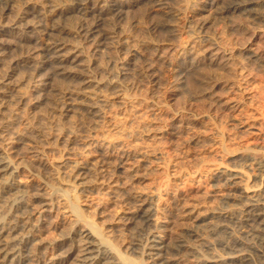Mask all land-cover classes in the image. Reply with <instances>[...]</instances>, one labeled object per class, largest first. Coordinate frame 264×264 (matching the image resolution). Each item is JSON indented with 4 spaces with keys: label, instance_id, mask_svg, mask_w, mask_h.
Listing matches in <instances>:
<instances>
[{
    "label": "bare ground",
    "instance_id": "1",
    "mask_svg": "<svg viewBox=\"0 0 264 264\" xmlns=\"http://www.w3.org/2000/svg\"><path fill=\"white\" fill-rule=\"evenodd\" d=\"M9 1H16L18 10L0 23V194H5L0 199V264H146L143 257L137 260L122 251L120 238L125 231L135 232L139 241L145 242L141 251L148 256L149 264H168L179 257H208L212 261L235 258L215 252L207 256L204 252L218 243L215 236L221 238L222 246L235 248L234 243L223 239L224 231L237 229L227 222L214 219L206 229L204 223L205 232L194 233L193 226L208 215L230 219L227 221L237 219L244 227L250 226L264 249V185L251 184L246 170L238 165L230 167L225 154L220 155V161L214 160V171L231 185L226 197L240 204L235 211L221 210L214 204L218 196L213 193L185 198L176 196L169 186H159L153 192L151 189L150 196L171 198L151 205L143 199L144 192L136 188L149 175V158L139 165L128 152L120 153L119 159L114 160L105 151L133 131L121 129L124 125L118 127V123L111 124V128L104 126L116 114L109 113L112 106L133 110L127 117L130 122L141 119L146 108H137L135 103L159 95L155 92L163 87L169 101L186 97L189 107L185 113L179 107H167L169 110L159 115L157 125L142 126L159 141L156 145L163 138L169 137L170 142L180 135H187L182 136L184 143H199L204 119L212 116L213 109L231 115L240 130H252V116L235 119L250 103V95L239 96L236 85L259 76L253 67L264 66V0ZM136 12H144L142 18L129 20ZM237 17L255 29L248 41L223 43L221 36L212 34L213 26L222 23L227 31H232V19ZM180 19L189 21L187 26L193 24L189 25L191 34L187 40L181 38L184 35ZM162 32L169 34L163 37L166 34ZM228 69L233 74L225 77ZM206 71H211L210 75ZM141 88L147 94L136 92ZM199 102L210 109L198 112ZM118 128L121 136L112 135V131L110 136L106 134V130ZM92 144L100 149L92 150ZM160 148L153 147L155 150L149 152L143 149L140 154L144 159L152 154L165 158V149ZM244 150L255 163L263 164V153L250 146ZM180 154L174 155V160H169L170 156L166 159L173 176L187 164V157L195 156L192 152ZM111 164L122 173L120 178L103 176ZM27 168L31 174L19 184L20 179L13 175L28 171ZM97 183L107 188L116 201L128 202L130 206L118 210L110 219L99 206L82 207L78 191L93 189ZM56 213L68 214L71 219L56 221ZM51 219L59 236L51 242L53 251L47 253L43 249V253L45 238L41 231ZM76 230L78 235L74 236ZM191 235L196 236L195 240ZM69 239L74 243H69Z\"/></svg>",
    "mask_w": 264,
    "mask_h": 264
},
{
    "label": "rangeland",
    "instance_id": "2",
    "mask_svg": "<svg viewBox=\"0 0 264 264\" xmlns=\"http://www.w3.org/2000/svg\"><path fill=\"white\" fill-rule=\"evenodd\" d=\"M39 1H42V2H48L50 0H39ZM62 2V0H60ZM13 2V3H12ZM11 3V4H10ZM17 2L16 1H9V0H0V23H2L3 21L9 19V17H12V14L14 15V13L18 10V7H17ZM14 4V5H13ZM16 5V6H15ZM6 8H5V7ZM11 7L8 9V7ZM16 8V10H15ZM13 9V10H12ZM8 10V11H7ZM11 12H10V11ZM15 11V12H14ZM9 12V14H8ZM14 12V13H12ZM144 13V12H143ZM143 13L141 14L140 12H136L135 14H132V17L130 15V17L128 18L129 20L131 19H136V16L137 18H140L141 16H143ZM137 14V15H136ZM138 14H140V16H138ZM131 18V19H130ZM142 18V17H141ZM238 18V17H237ZM3 19V20H2ZM128 20V22H129ZM141 20V19H140ZM236 20V21H235ZM239 20V21H238ZM243 22H241V19L238 18V19H232V22L234 23V30L232 29V31H227L224 23L222 24H216L215 26L218 28H215V26H213L211 32L212 34H216V36H221L222 38V41L223 43H238L240 42L241 40L242 41H248L250 38L248 37L249 35H253L254 33V28L251 26H248L244 23V20H242ZM180 24L182 25L183 24V33H182V36H186L184 38H182V40H187L190 35L188 34H191L190 32L191 31H188L190 30V27L191 25H193L192 23H190V27L189 25L187 26L186 24L189 23L188 22H185L184 20H179ZM237 22V23H236ZM221 23V22H219ZM240 23V24H239ZM236 24L238 25V28L236 26ZM224 27H223V26ZM244 25V26H243ZM242 26V27H241ZM222 28V29H221ZM225 28V29H224ZM243 28V30H242ZM247 28V29H246ZM215 29V30H214ZM246 29V30H245ZM224 30V31H222ZM226 30V31H225ZM188 33H187V32ZM214 31V33H213ZM221 32H223L222 34H219ZM252 31V33H251ZM185 32V33H184ZM232 32V33H231ZM235 32V33H234ZM165 32H162L161 34L163 35ZM227 33V34H226ZM251 33V34H250ZM166 35H163V37L165 36H168L169 33H165ZM219 34V35H218ZM234 34V36L232 37V35ZM157 35H159V37H161L162 35H160V33H158ZM231 39H230V37ZM6 36V35H5ZM189 36V37H188ZM226 36V37H225ZM237 36V37H236ZM247 36V37H246ZM188 37V38H187ZM251 37V36H250ZM184 38V39H183ZM238 38V39H236ZM232 41L233 39V42H231L230 40ZM236 39V40H235ZM245 39V40H244ZM248 39V40H247ZM240 40V41H239ZM238 41V42H237ZM259 66L257 65V68L256 67H253V72L257 74L255 76H257L256 78H253V79H249V80H245V81H240L237 85H236V90L239 94V96H243L244 94L246 95H250L249 96V102L251 103V106H249V104H246L243 106L242 108V111L240 113H238L237 118L235 117V119H238V118H243V117H251L253 118V123H255L254 125V128L252 130H240L237 125H236V121L233 119V117H231V115L229 116V114H226V113H223L221 111H217L215 109H213L211 112H212V116L211 117H206L204 120V126L205 127H202V129L206 128L205 130L203 129H200V137H201V141L199 143H184V140L182 138L187 136V135H180L178 136V138H174V140L176 142H173L174 140H170L169 142V137H166V138H163L162 141H160V145H156L159 144L158 142L159 141H156L154 139V136L153 134H151V132L149 131H144V129H142V126L144 125L145 127H149V128H152L154 127L155 125L158 124V117L159 115H162L165 111H168L170 108H174L175 106L176 107H179L182 111H184L183 113L186 112V110L188 109L189 105L187 103V100H186V97H181L178 98L177 100L175 101H169L167 99V94H166V90L165 88H159L155 94H159V95H156V96H153V97H150L148 99H145L144 101H138L136 102V107L137 105H139L137 108H142V109H145L147 110H144V114L143 116L140 117L137 119V120H134L132 122L128 121V118L130 117L129 115H131L132 111L128 112L127 111H122L120 108L118 107H110V111L109 113L110 114H115V116L112 118L113 120L111 121L108 120L109 122H106L104 123V126L105 128L107 127H110L112 125H117L116 123H118V127H124L121 128V129H129V130H132L133 133L132 135L128 136V137H122L120 142H118L120 145L123 144L122 146H120L119 144H116L114 146H111V147H108V148H105V151L108 153V154H111L113 156V159L116 160V159H119V156L122 154V153H126L128 152L129 154V157L131 159L134 160V158H136L134 161L136 162H139L138 164L140 165V163L142 164L144 160H147L146 162V168H148V174L147 177L145 179H143L142 181H140L138 184V187L136 186V188H139L138 190H142V192H144V196H143V199L145 198V200H147V202H150L152 203L151 205L157 203V202H160L159 199H161V201L163 200H170L171 198H167V195H163L162 197L161 196H153V195H148V194H152L153 191H155V188L161 186V187H165V186H169V188L171 189V191H175L174 193L176 194V196H182V197H198V198H202L205 196V192L207 193H213L215 194L217 197L216 201H214V204L218 205V207L223 210V211H229L231 212L232 210L235 211L236 209H238L239 207H237L238 205L240 206V204H237V203H234L235 201L234 200H231V199H228L226 196H227V193L230 191L229 189H231V185L228 183V181H226L225 179L223 180L221 177H219V173L215 172L214 171V160H218L220 161V155L222 156V154H225L227 157L226 158V162L229 164L230 167H237L238 165V168L242 169V170H246V172L248 173V175L250 176V182L251 184H257L259 185L261 183V185H264V162L263 164L260 163V162H254L256 161L255 159L251 158L247 151L245 152L244 149H247L249 146L250 147H254L255 150L257 151V153H263L264 154V66H260V70L258 68ZM263 67V68H262ZM256 68V69H255ZM232 69H228L225 71V77L227 75H232ZM255 70H259V71H255ZM229 71V72H228ZM231 71V72H230ZM211 71H206V75H210ZM263 75H262V73ZM227 76V77H229ZM261 76V77H260ZM255 79V80H254ZM251 80V81H250ZM254 80V81H253ZM250 81V82H249ZM242 82V83H241ZM247 82V83H246ZM243 85V86H242ZM243 88V89H242ZM145 88H141V89H137L136 92L141 94V95H145L147 94V91L146 89L143 90ZM141 93H140V92ZM244 91H246L245 93H243ZM144 92V94H143ZM148 96H151V95H148ZM158 96V97H157ZM160 97V98H159ZM185 100H184V99ZM156 99V100H155ZM159 99V100H158ZM167 99V100H166ZM180 99V101H179ZM158 100V101H157ZM181 100H184V101H181ZM251 100V101H250ZM137 101V100H135ZM148 103H147V102ZM151 101V103H150ZM157 101V102H156ZM160 101V102H159ZM167 101V102H166ZM145 102V103H144ZM165 102V103H164ZM172 102V103H171ZM173 102H177L176 104L173 103ZM185 102V103H183ZM144 103V104H143ZM158 103V104H157ZM170 103V105H169ZM180 103V104H179ZM183 103V104H181ZM173 104V105H171ZM178 104V105H177ZM145 105V106H144ZM152 105V106H151ZM164 105V106H163ZM169 105V106H167ZM183 105V106H182ZM153 108H151V107ZM209 105L203 103V102H199L197 105H196V110H198V112L201 110H208L210 109V106L208 107ZM169 109H168V108ZM184 109H183V108ZM187 107V108H186ZM148 108V109H147ZM151 108V109H150ZM113 109V110H112ZM116 109H119L116 111ZM168 109V110H167ZM115 110V111H114ZM150 110L154 111L153 113H156L154 115L150 114L152 112H150ZM127 113V114H123V113ZM257 112V113H256ZM119 113H122L121 117L119 115ZM252 113V114H251ZM113 114V115H114ZM216 114V115H215ZM250 116H249V115ZM117 115V116H116ZM257 115V117L255 116ZM129 116V117H128ZM215 118H214V117ZM254 116V117H253ZM128 117V118H127ZM125 118V119H124ZM218 118V119H217ZM255 118V119H254ZM115 119V120H114ZM121 119V120H120ZM155 119L157 121H155ZM127 120V121H126ZM111 121V122H110ZM115 121V122H114ZM216 121V122H215ZM218 121V122H217ZM123 122V123H122ZM129 122V123H127ZM209 122V123H208ZM220 122V123H219ZM108 123V124H107ZM121 123V124H120ZM207 123V124H205ZM218 123V124H217ZM112 124V125H111ZM126 124V126H125ZM217 124V125H216ZM220 124V125H219ZM111 125V126H110ZM120 125V126H119ZM130 125V126H129ZM137 125V129H136V126ZM210 125V126H209ZM213 125V126H212ZM219 125V126H218ZM128 126V127H127ZM141 129H140V127ZM208 126V127H207ZM133 127V129H132ZM221 128V129H220ZM224 129V131L222 130ZM211 130V131H210ZM106 134L108 136L111 135V131H112V135L115 134V133H118V135L116 136H121V133L119 131V128H118V131L117 129H108L106 130ZM139 131V133H138ZM205 131V133H204ZM215 131V132H214ZM247 131V132H246ZM253 131V132H252ZM213 132V133H212ZM220 134H219V133ZM110 133V134H108ZM136 133V134H135ZM146 133V134H145ZM133 135H136V136H133ZM224 135V136H223ZM147 136V137H146ZM204 136V137H203ZM204 139H203V138ZM217 137V138H216ZM219 137V138H218ZM133 138V139H132ZM180 138V139H179ZM186 138V137H185ZM207 138V139H206ZM215 138V139H214ZM153 139V140H152ZM211 139V140H210ZM214 139V140H213ZM161 140V139H160ZM220 140V141H219ZM132 141V142H131ZM154 141V143H152ZM178 141H181V142H178ZM204 141V142H203ZM208 141V142H207ZM124 142V143H123ZM168 142V143H167ZM126 143V144H125ZM130 143H133L130 144ZM170 143V144H169ZM184 143V144H183ZM202 143V144H201ZM204 143V144H203ZM225 143V144H224ZM128 144L131 146H128ZM179 144V145H178ZM198 144V145H197ZM94 145V146H93ZM126 145V146H125ZM176 145V146H175ZM203 145V146H201ZM128 148H125L127 147ZM155 149H157L158 147L160 149H162L163 152H165V158L164 157H161L159 154H152L151 156H148L146 159H144L140 153L144 152L143 149L145 151H153L155 149H153V147ZM174 146V147H173ZM227 146V150L225 149ZM260 146V147H259ZM118 147H120L119 149L122 150V151H119ZM123 147V149H122ZM222 147H223V151H222ZM259 147V148H257ZM262 147V148H261ZM91 148L92 150H96L97 149H100L99 146H95V144H92L91 145ZM94 148V149H93ZM117 148V149H116ZM125 148V149H124ZM150 148V150H149ZM114 149V151H113ZM127 149V150H126ZM135 149V151L133 152V150ZM138 149H139V153H138ZM117 150V151H116ZM130 150V151H129ZM230 150L231 153L229 152ZM263 150V151H262ZM111 151V152H110ZM228 151V152H227ZM238 151V152H236ZM243 151V152H242ZM117 152V153H116ZM175 152H179L177 155H179L181 152L180 155H185L189 152H192V153H195V156H192L190 155V157H187V159H185L184 161L187 162V164L185 163V165L183 166V168L181 169V174L179 173L177 176H173L172 174V171L170 169H168L166 167V164H167V161L166 159L168 160L169 156H170V159L169 160H174L175 159V156H177L175 154ZM223 152V153H222ZM242 152V153H241ZM121 153V154H120ZM132 153V154H131ZM221 153V154H220ZM230 153V155H229ZM238 153V154H237ZM247 153V154H246ZM115 154V155H113ZM137 154V155H136ZM240 154V155H239ZM117 155V156H116ZM132 155V157L130 156ZM175 155V156H174ZM238 155V156H237ZM116 156V157H115ZM134 156V157H133ZM153 156V157H152ZM174 156V157H173ZM204 159H202L201 161V157ZM230 156V157H229ZM139 157V158H138ZM151 157V158H150ZM161 157V159L159 158ZM173 157V158H172ZM249 157V158H248ZM116 158V159H115ZM199 158V160H198ZM229 160H228V159ZM233 158V159H232ZM140 159V160H139ZM231 159V160H230ZM187 160V161H186ZM198 160V161H197ZM206 160V161H205ZM150 161V162H149ZM197 161V163H196ZM212 162V163H211ZM217 162V161H216ZM150 165H149V164ZM195 163L197 164V166L195 165ZM259 163V164H257ZM165 165V166H162V165ZM202 164V165H201ZM261 164V165H260ZM213 165V167H212ZM232 165V166H231ZM258 165V166H257ZM187 166V167H186ZM261 166V167H259ZM112 167V168H111ZM108 168V170H107ZM114 168V169H113ZM151 168V170H149ZM163 168V169H162ZM262 168V169H261ZM114 170V171H111ZM28 171H23L25 174L20 173V174H17V175H13V178H18L17 182H19V184L21 183V181H23V178L25 177H28L31 172L29 171V169L27 168ZM107 170V171H106ZM106 170H104L103 172L106 171V173H103L102 174H105L103 176H105V178L109 179L110 177L113 179V178H120V176L122 175V173H120L115 167L113 164L111 165H108L106 166ZM183 170V171H182ZM197 170V171H195ZM165 171V172H164ZM109 172H113L109 173ZM118 172V173H117ZM212 172V173H211ZM109 173V174H108ZM172 175H170V174ZM250 173V174H249ZM165 175V176H164ZM167 175V176H166ZM109 176V177H108ZM164 176V177H163ZM181 176V177H180ZM216 176V177H215ZM39 176H37L36 178H38ZM118 177V178H117ZM168 177V178H167ZM171 177V178H170ZM219 177V178H218ZM22 179V180H21ZM172 179V180H170ZM165 182V183H164ZM164 183V184H163ZM172 185H171V184ZM158 184V185H157ZM166 184V185H165ZM102 185V184H101ZM99 183H97L96 187L93 188V189H89L87 191H84V192H80L78 191L79 193V196H80V199H81V205L82 207L88 209V208H93L95 209V207L97 208L98 206L103 210V212L105 213V215L107 216V219H110V217L112 218V216L114 217V215L118 212V210L120 211L121 209L123 208H127V206L129 205L128 202H120V201H116L115 198H113V196L111 197V194L109 193V190H107V188H104L103 185L101 186ZM163 185V186H162ZM156 186V187H155ZM172 186V187H171ZM154 187V188H152ZM99 188V189H98ZM198 188V189H197ZM80 189V188H79ZM151 189H152V192H151ZM106 190V192H108L106 194V192L104 191ZM150 191L151 193L147 192V191ZM198 190V191H197ZM201 190V191H200ZM228 190V191H227ZM90 191V192H89ZM103 191V192H101ZM203 192V194H201ZM217 192V193H216ZM227 192V193H226ZM86 193V194H85ZM88 193V194H87ZM146 193V194H145ZM193 193L196 195H193ZM2 194V195H1ZM0 194V199L2 198L1 196L5 195L3 193ZM110 194V195H109ZM222 194V195H221ZM225 196H224V195ZM146 195V196H145ZM110 196V197H109ZM150 196V197H149ZM166 198L164 199L163 197ZM202 196V197H201ZM148 197V198H147ZM222 197V198H221ZM111 198V199H110ZM150 198V199H149ZM158 198V199H157ZM113 199V201H111ZM219 199V200H218ZM228 199V200H227ZM158 200V201H157ZM222 200V201H221ZM226 200V201H225ZM116 201V202H115ZM234 201V202H233ZM223 202V203H221ZM128 203V204H127ZM218 203H221L220 206ZM232 203L234 204H237V205H232ZM125 206H124V205ZM230 204V206H229ZM130 206V205H129ZM235 206V207H233ZM2 207V206H1ZM110 213H113V214H110ZM115 213V214H114ZM109 217H108V215ZM209 216V217H208ZM207 217H205V219L203 220H200V223H198L197 225H194L193 226V229H194V233L197 235V234H201L203 232H205V229L208 227V225L210 224V222H212V220H214V222L216 221H220V222H227L229 223L231 226L234 227V229H236L235 231L236 232H229V231H224L223 233V236L225 240L227 241H230L229 243L230 244H235V248L234 249H229L226 247V245L223 244L222 246V240L220 237L216 238V236L214 234L211 233V231H208L211 236H215L214 239L216 240V243L213 248L215 249H207V251L204 250V252L209 255L213 254L214 252L215 253H218V254H221V255H235L236 257L235 258H226V259H222V260H218V261H212L211 259H208L207 258H202V257H191V258H185L184 257H179V258H176L175 260L173 259L171 262H169L170 264H264V249L262 247V245L259 243L260 241L258 240V238L256 237V233L255 231L251 230L250 229V226H245L244 227V224L241 223L239 220L237 219H232L231 221H227V220H230L226 217H217V216H214V215H208ZM69 215H64L62 213H56V217H54V219L56 221L58 220H64V219H69ZM212 217V218H211ZM216 217V218H215ZM221 218V219H219ZM71 219V218H70ZM69 219V220H70ZM224 220V221H223ZM99 221V220H98ZM205 221V222H204ZM208 221V222H207ZM210 221V222H209ZM51 222V223H50ZM102 222V221H101ZM203 226H202V224ZM236 222L238 224H236ZM206 223V224H204ZM234 223V224H233ZM240 223V224H239ZM45 227L43 225V229L41 231V234L43 235L42 237L45 238L44 239V244L43 247H41V251L43 253L44 250L48 253L50 251H53V239H55L56 237L59 236V231L55 228L54 224H53V221L51 219V221L49 220V222H45ZM206 225V227H205ZM235 225V226H234ZM243 225V226H242ZM199 226V227H198ZM198 227V228H197ZM202 227V228H201ZM205 227V229H204ZM197 228V229H196ZM242 228V229H240ZM203 229V230H202ZM239 229V230H238ZM200 233H199V231ZM241 230V231H240ZM240 231V232H239ZM190 232V231H189ZM245 232V233H244ZM229 233V234H228ZM253 233V234H252ZM190 234V233H188ZM226 234V235H224ZM243 234V235H241ZM74 236L78 235V231L76 230L75 233L73 234ZM138 235V234H137ZM252 238H250V237ZM122 238L121 241L123 242V246L121 247L122 251L125 252L127 255L131 256V257H134V259L136 258L137 260H139L141 258L144 262L146 261V264H149V260H148V256L143 253V249H144V243H142V241H139V238L136 236L135 232H132V231H125L124 234L121 236ZM193 240H195L196 236H193L191 235L190 236ZM194 237V238H193ZM229 237V238H228ZM241 237V238H240ZM137 238V239H136ZM231 238V239H230ZM248 238V239H247ZM257 238V239H256ZM124 239V241H123ZM158 239V238H157ZM156 239V240H157ZM72 239H69V243L73 244L74 243V240L71 241ZM248 240V241H247ZM253 242H252V241ZM71 241V242H70ZM137 241L139 242L138 245L136 244ZM250 241V243H249ZM256 241V242H255ZM152 244L156 243L153 241L150 242ZM220 243V244H219ZM256 244V245H255ZM260 246H259V245ZM45 246V247H44ZM138 246H140L138 248ZM142 246V247H141ZM252 246V247H251ZM255 246V247H254ZM135 248V249H132ZM260 247V248H259ZM48 248V249H47ZM137 248V249H136ZM142 248V249H140ZM44 249V250H43ZM146 249V247H145ZM50 250V251H49ZM140 250V251H139ZM142 250V251H141ZM208 252V253H207ZM213 252V253H212ZM263 253V255H262ZM248 254V255H247ZM141 255V256H140ZM247 255V256H246ZM139 258H138V257ZM171 256V255H170ZM173 256L175 255H172V258ZM241 256V257H239ZM245 257V259H243ZM147 258V260H146ZM239 258V259H238ZM140 259V260H141ZM181 259H182V262H181ZM193 259V260H192ZM201 259V260H200ZM242 259V260H241ZM248 259V261H247ZM184 260V261H183ZM204 260V261H203ZM229 260V261H228ZM234 260V262H233ZM244 260V261H243ZM148 261V262H147ZM198 261V262H197ZM202 261V262H201ZM181 262V263H180ZM186 262V263H185ZM190 262V263H189ZM218 262V263H217ZM220 262V263H219ZM222 262V263H221ZM168 263V264H169Z\"/></svg>",
    "mask_w": 264,
    "mask_h": 264
}]
</instances>
